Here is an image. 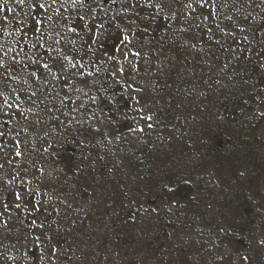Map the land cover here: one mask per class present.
Returning a JSON list of instances; mask_svg holds the SVG:
<instances>
[{"label": "rangeland", "instance_id": "obj_1", "mask_svg": "<svg viewBox=\"0 0 264 264\" xmlns=\"http://www.w3.org/2000/svg\"><path fill=\"white\" fill-rule=\"evenodd\" d=\"M0 4V264H264V0Z\"/></svg>", "mask_w": 264, "mask_h": 264}, {"label": "bare ground", "instance_id": "obj_2", "mask_svg": "<svg viewBox=\"0 0 264 264\" xmlns=\"http://www.w3.org/2000/svg\"><path fill=\"white\" fill-rule=\"evenodd\" d=\"M238 27V26H237ZM240 35H243V32L242 31H239ZM239 37V36H238ZM215 47V46H214ZM226 48V47H225ZM216 49V48H215ZM214 49V50H215ZM228 49V48H227ZM238 48H232L231 51L234 53L237 51ZM229 50V49H228ZM227 51V50H226ZM230 51V50H229ZM263 51V52H262ZM237 53V52H236ZM241 53V52H240ZM182 55H184L185 59L187 62H190L192 61V56L190 55V52L189 51H182L181 52ZM215 55V54H214ZM221 55V54H220ZM231 55V54H230ZM222 56V55H221ZM232 56V55H231ZM225 57V56H224ZM228 57H229V54H228ZM227 57V58H228ZM221 59V58H220ZM224 59V58H223ZM225 60V59H224ZM238 60V59H237ZM227 61V60H226ZM225 61V63H227ZM244 61L246 63V69L248 70V78H250V80H256L258 77H260V81L262 82V80L264 79V77L262 76V73H261V69H260V66H261V63L262 61H264V48H263V43L262 42H259L258 45H252L250 47H246V50L244 52ZM221 62V61H219ZM218 62V63H219ZM235 62V61H234ZM237 62V61H236ZM239 63V62H238ZM220 65V64H219ZM224 65V64H223ZM232 66V65H231ZM230 66V68H231ZM235 67V66H234ZM237 67V66H236ZM242 67V66H241ZM196 72V71H195ZM238 72V71H237ZM246 72V71H245ZM198 73H199V70H198ZM247 73V72H246ZM194 74V72H193ZM202 74V72L200 73ZM235 74V73H234ZM232 74V75H234ZM188 77V76H187ZM240 77V76H239ZM242 77V75H241ZM245 79V78H244ZM190 80V79H189ZM233 80V79H232ZM235 80V79H234ZM242 80V79H241ZM184 83L187 82V79L184 77ZM230 81V80H229ZM249 82V80H247ZM230 83V82H229ZM251 84V83H250ZM256 84V83H255ZM244 85V84H243ZM246 85V84H245ZM249 85V84H248ZM252 85V84H251ZM231 88V87H230ZM255 88V87H254ZM250 90V89H249ZM234 91V90H232ZM251 91V90H250ZM228 92V91H227ZM237 93V92H236ZM244 93V92H243ZM246 93V92H245ZM224 94V93H223ZM227 94V93H226ZM233 94V93H231ZM239 94V92H238ZM228 95V94H227ZM243 95V94H242ZM248 95V94H247ZM251 95V94H250ZM221 96V94H220ZM223 96V95H222ZM240 97V96H239ZM249 97V96H247ZM243 98V97H242ZM234 99V98H233ZM240 99V98H239ZM244 99V98H243ZM248 100V99H247ZM220 101V100H219ZM224 101V100H223ZM226 102V101H225ZM228 102V101H227ZM230 102V101H229ZM229 106V105H228ZM230 106H232L230 104ZM226 107V106H225ZM234 108V107H233ZM185 111V109H183ZM231 112V111H230ZM183 113V112H182ZM184 114V113H183ZM186 118V115L184 116ZM186 123V122H185ZM216 138V137H215ZM214 138V139H215ZM189 149H190V145L189 143L187 142V145L185 146V152L189 154ZM258 183V182H257ZM257 191V190H256ZM237 198H240V197H237ZM234 199V197H233ZM245 203V202H244ZM247 203V202H246Z\"/></svg>", "mask_w": 264, "mask_h": 264}, {"label": "snow or ice", "instance_id": "obj_3", "mask_svg": "<svg viewBox=\"0 0 264 264\" xmlns=\"http://www.w3.org/2000/svg\"><path fill=\"white\" fill-rule=\"evenodd\" d=\"M18 3L23 4L25 2V0H17ZM208 2V0H202V4H206ZM191 6V4H189V7ZM40 8H43L44 5L40 4L39 5ZM11 8H8L7 11H11ZM5 11L4 5L0 4V13H3ZM4 19H7V17H4ZM0 135H2V133H0ZM17 155H19V153H17Z\"/></svg>", "mask_w": 264, "mask_h": 264}]
</instances>
